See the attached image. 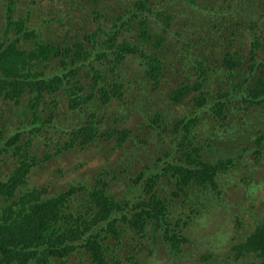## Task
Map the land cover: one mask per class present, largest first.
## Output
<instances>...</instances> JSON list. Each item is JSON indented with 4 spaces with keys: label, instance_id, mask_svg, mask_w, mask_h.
<instances>
[{
    "label": "rangeland",
    "instance_id": "1",
    "mask_svg": "<svg viewBox=\"0 0 264 264\" xmlns=\"http://www.w3.org/2000/svg\"><path fill=\"white\" fill-rule=\"evenodd\" d=\"M132 1L0 0V49L12 44L11 59L24 57L14 65L18 74L35 73L42 83L50 81L54 74L63 76L60 86L54 89L38 87L36 92L21 94L17 99L0 96V143L11 133L22 130L17 144L24 146L27 160L34 158L17 196L40 185L47 188L48 195L64 190L74 181L92 186L98 170L106 169L102 176L110 181V195L129 202L147 200L143 189L132 191L127 173L132 171L134 176L144 165L146 174L140 175L151 177L156 166L165 171L170 163H177L184 156L185 149L173 152L174 147L168 150L164 145L173 138L172 123L191 119L196 121L197 135H212L213 138L207 136L202 140L191 137L194 146L205 147L200 143L212 146H206L207 151L202 152L208 153L202 154V159L212 163L219 158L213 145L219 149L218 132L224 131L227 118L238 123L239 138L247 131L250 133L246 142H240L239 150L246 152L241 162L253 158L258 162L253 170L258 171L262 187H255V201L254 197L240 196L244 188L240 178L245 177V168L234 170L232 184L240 187L236 192L226 187L219 176L216 178L218 188L214 192L220 190L222 198L218 202L219 194H215L213 205L205 203L196 189L172 193L175 180L167 172L159 181V186L170 184L160 188L166 199L167 220L181 224L187 241H181L176 252L163 241L161 230H151L145 238L124 242L119 254L126 260L140 253L141 257L144 255L143 264H259L260 259L252 251H245L241 244L264 223V143L259 153L253 150L260 126L250 123L257 121L258 114L247 112L249 105L255 103L246 100V88L248 91L257 80L264 82V0H150L155 13L169 15L171 20L165 25L161 19L147 17L144 37L139 36L137 21L125 24L115 19L125 13ZM9 5L12 9L8 13ZM115 22L119 29L110 45L106 34L112 32ZM157 33L164 36L159 45ZM123 41L139 46L143 43L148 53L163 58L165 75L161 76L159 86L153 87L146 80L147 86L135 84L136 67L143 68L135 58H130L137 56L136 52L130 53L122 64L111 60L115 44ZM256 41L260 44L253 51V59L259 66L250 72V48ZM76 43L81 46L80 55L73 53ZM93 43L100 45L98 54L94 53ZM234 53L243 58L241 66L228 69L222 61ZM97 75L100 80L106 78L107 84L122 82L121 98L101 103L94 85ZM181 87H187L186 92L180 102L174 103L168 93L175 89L180 94ZM38 92L40 96L36 99ZM81 93L92 97L81 107H70V95ZM220 102L223 104L218 107ZM215 110H221V114ZM200 118L205 121H199ZM90 119L124 128L129 139L122 146L117 145L118 135L85 147L66 146L70 128H65ZM108 124L104 122V127ZM245 124L252 127L243 132ZM99 126L103 131L102 125ZM123 146L133 155H125ZM20 158L21 155L12 157L9 152L0 155V180L9 179ZM167 177L170 182L162 184ZM79 201L80 197L74 200ZM209 252L213 256L205 261Z\"/></svg>",
    "mask_w": 264,
    "mask_h": 264
},
{
    "label": "trees",
    "instance_id": "2",
    "mask_svg": "<svg viewBox=\"0 0 264 264\" xmlns=\"http://www.w3.org/2000/svg\"><path fill=\"white\" fill-rule=\"evenodd\" d=\"M149 1L133 0L132 4L126 8L125 13L116 16L115 19L125 24L137 21L139 24L138 29H140L139 36L142 37L145 34L144 28L147 25V17L155 20L161 19L165 25H169L171 17L162 15V13H155L152 8L153 4ZM193 1L196 2L197 0ZM11 9L12 6L9 5L7 12L9 13ZM116 26L117 22L113 23L112 32L106 34L109 42H113V37L117 34L116 29L119 28H116ZM14 29L18 30L17 26H14ZM156 38L158 39V45L164 40V36L160 33L156 34ZM2 40L7 41L5 38H2ZM144 43L146 42L144 41ZM252 44L253 46L251 45L250 48L252 60L249 57L251 63L248 66L250 72L259 66L258 62L253 59V51L260 43L256 41ZM110 45H112L111 42ZM115 45V51H111L114 54L111 60L115 64H122L130 53H137V56L130 58H135L139 65L143 66V68L136 67L137 71L133 74L136 78L135 84L138 87L147 86L148 83H152L153 87L160 85L161 76L165 75L163 58L148 53L147 47L143 48V43L139 46L123 41ZM11 47L12 44H9L3 50L0 49V96L17 99V96L21 94L36 92L38 87L40 89L46 87L54 89L60 86L63 76L59 74L50 76L51 80L43 83L35 73L33 75L18 74L19 69L14 65L20 59L23 60L24 57L22 56L16 61L15 58L11 59L9 55ZM92 47L94 53L98 54L100 45L93 43ZM73 53L77 55L82 53L81 46L78 43H76ZM228 56L222 61L224 66L228 69L233 66H237V68L241 66L243 60L241 56L236 53ZM95 78L94 85L99 92L101 103L108 104L111 98H121L122 82L107 84L106 78L102 77L100 80L98 75ZM145 80L148 82L147 85H144ZM186 88L181 87L180 94L174 89L168 93V97L174 103H178L186 92ZM39 96L40 92L36 95V99ZM91 97V94H71L69 105L72 108L78 105L81 107ZM250 99L251 101H249ZM246 100L255 103L253 105L250 103L252 106L249 105L247 112L258 114L257 121H250V123H256L260 126V131L254 138L256 148L253 149L259 153L264 143V82L262 80H257L253 86L248 88V91L246 88ZM220 103L218 107L223 104V102ZM215 111L221 114V110ZM201 119L199 121H205ZM225 120L231 121L227 118ZM194 124H196V121L184 118L172 123L170 133L173 138L169 144L164 142V145L168 150L174 147L173 152L185 149L184 156L179 157L177 163H170L168 167L164 168L165 171H161L160 167L156 166L151 172V177L140 175L146 174L143 170L144 165L136 170L138 173L134 176H132V171H128L127 176H130L129 181L132 184V191L139 192L140 189H143L145 194L148 195L147 200H137L135 202L116 199L113 195H110L108 188L110 181L107 178L104 180L102 176L107 172L106 169L98 170L92 186H83L80 182L74 181L64 190L48 195L47 188L40 185L27 189L20 196H17V190L22 191L23 185L26 183L25 177L31 169L34 158L29 157L30 160H27L28 153L23 149L24 146L17 144L23 131L18 130L11 133L6 140L0 143V155L9 152L12 157L21 155L22 158L16 161L15 168L12 170L13 174H10L9 179L6 181L0 180V264H55L56 262L69 264L72 261L77 264H143L142 258L144 255L141 257L140 253L138 255L136 253L133 257L123 260L120 258L119 250L124 242L145 238L151 230L153 232L161 230L160 235L163 241L168 242L166 244L170 247V250L174 249L173 251L177 252L180 250L179 242H186L187 237L183 235L184 231L180 223L175 224L167 220L166 199L162 197L163 191L160 188H165L170 184L159 186L161 177L167 172H171L170 177L175 180V192L172 191V193L180 192L179 194H183L188 189H196L200 198L205 203L210 204L216 202L212 201L215 199V194H219L218 202L222 198L220 190L214 192V189L218 188L216 178L219 176L226 187H232L236 192L240 187L232 184V178L235 176L234 170L245 168L246 172H243L245 177L240 178V181L244 184L240 196L247 199L254 197L255 201L257 197L255 185L259 180L254 176L253 166L258 165V162L256 158L249 162H241V157L245 156L246 152L239 150L240 142L248 140L250 133L248 134L247 130H250L251 124L244 125L243 132L244 130L247 132L242 138H239L237 132L240 133V129H238V123L235 122L231 129L232 148L224 151L213 145L219 158L212 163L209 160L202 159V154H208L202 153L207 151L205 147L212 146L200 143L199 145L205 147H197L191 142V137L202 140L206 139L207 136L212 137V135L209 133L197 135V126ZM68 128H70V140L65 142L66 146L79 145L85 147L100 140L101 135L94 126L92 119L67 126L65 129ZM131 131L133 132L132 129ZM117 134V145L122 146L125 141L124 132H117ZM138 141L136 140V144ZM21 149L23 150L19 154ZM123 149H125V146H123ZM128 154L133 155L132 152L125 149V155L129 156ZM134 156L137 157V155ZM145 167L151 169V167ZM246 167L252 169H246ZM114 176L115 174H112V177ZM170 177L163 179L162 184L170 182ZM76 197H80L81 201L75 203ZM241 247L245 251H252L260 259L259 264H264V223L249 235L248 239L241 244ZM212 256L211 252L206 254L204 256L205 261Z\"/></svg>",
    "mask_w": 264,
    "mask_h": 264
},
{
    "label": "water",
    "instance_id": "3",
    "mask_svg": "<svg viewBox=\"0 0 264 264\" xmlns=\"http://www.w3.org/2000/svg\"><path fill=\"white\" fill-rule=\"evenodd\" d=\"M235 121H225V127L223 132H218V139L221 142V145L219 147V150L228 151L232 148V134L231 129L234 125ZM257 170H255V178L257 177ZM253 176V177H254ZM259 180V179H258ZM262 181H258V185L261 186ZM262 187V186H261Z\"/></svg>",
    "mask_w": 264,
    "mask_h": 264
},
{
    "label": "clouds",
    "instance_id": "4",
    "mask_svg": "<svg viewBox=\"0 0 264 264\" xmlns=\"http://www.w3.org/2000/svg\"><path fill=\"white\" fill-rule=\"evenodd\" d=\"M104 122H107L109 123L107 127H104ZM93 124L94 126L96 127V129L98 130V133L101 135L99 137L100 140L98 141H105L107 139H109L110 137H112L113 135H118L117 132H123L125 131L124 128H115L113 126H111V122H108V121H93ZM99 125H102V129H104L103 131L101 130L100 126ZM132 133V132H130ZM128 138V137H125V139ZM129 139V138H128ZM97 142V141H96ZM125 142V141H124ZM256 183V182H255ZM258 185V183H257ZM255 185V187L257 186ZM264 196V195H263ZM211 205H213L214 203H210ZM180 243V242H179ZM184 243V242H183ZM179 246V245H178ZM180 248V246H179ZM182 249V248H181Z\"/></svg>",
    "mask_w": 264,
    "mask_h": 264
}]
</instances>
